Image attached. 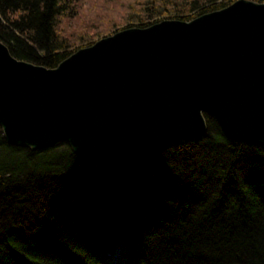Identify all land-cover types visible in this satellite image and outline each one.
<instances>
[{
    "label": "trees",
    "instance_id": "obj_1",
    "mask_svg": "<svg viewBox=\"0 0 264 264\" xmlns=\"http://www.w3.org/2000/svg\"><path fill=\"white\" fill-rule=\"evenodd\" d=\"M85 1L0 0V42L55 68L121 24L189 21L236 0H102L120 24L64 34ZM204 118L200 138L85 157L9 145L0 128V264H264V147Z\"/></svg>",
    "mask_w": 264,
    "mask_h": 264
},
{
    "label": "water",
    "instance_id": "obj_2",
    "mask_svg": "<svg viewBox=\"0 0 264 264\" xmlns=\"http://www.w3.org/2000/svg\"><path fill=\"white\" fill-rule=\"evenodd\" d=\"M223 135L264 147V3L236 0L189 21L118 30L55 68L0 42V128L31 151L77 157Z\"/></svg>",
    "mask_w": 264,
    "mask_h": 264
},
{
    "label": "rangeland",
    "instance_id": "obj_3",
    "mask_svg": "<svg viewBox=\"0 0 264 264\" xmlns=\"http://www.w3.org/2000/svg\"><path fill=\"white\" fill-rule=\"evenodd\" d=\"M102 3V0H87L83 3L82 8L70 11V13L73 12V16L71 19L65 21L64 34L70 35L76 28H83L88 31L91 30V33H100L104 35L106 21L115 20L120 24V10L114 5L111 9H108ZM126 25L127 24L119 25L116 31L124 29L123 27ZM120 260L121 251L117 250L113 262L116 263Z\"/></svg>",
    "mask_w": 264,
    "mask_h": 264
}]
</instances>
